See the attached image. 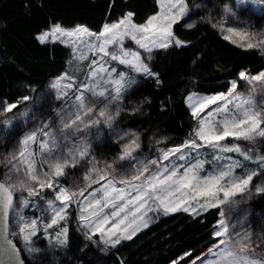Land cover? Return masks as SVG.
Masks as SVG:
<instances>
[{"label": "snow or ice", "instance_id": "snow-or-ice-1", "mask_svg": "<svg viewBox=\"0 0 264 264\" xmlns=\"http://www.w3.org/2000/svg\"><path fill=\"white\" fill-rule=\"evenodd\" d=\"M157 2L160 12L149 17L144 24L133 23L134 13L127 12L117 21L105 23L98 33H93L84 25L65 29L57 24L36 36L41 44L48 42L49 38L53 42L59 40L66 44L77 60L87 59L85 49L93 53L94 57H98L93 58L89 64L86 75L88 83L75 86L76 78L62 73L51 85L55 98L65 101L66 111L59 114L60 136L64 140L69 138L65 132L74 134L101 123L111 127V122L119 115V108L113 115L108 113L105 105L98 112L102 119L93 118L95 102L89 100L85 93L97 98L104 97L111 103L121 100L122 93L135 84V80L130 79L125 72L105 67L106 57L127 65L136 73L156 77L159 82L158 74L153 73L144 63L141 52L128 49L124 45L125 40H129L138 46V49L148 53L157 48L167 49L173 45H183V42L175 37L173 25L181 22L191 11L188 0ZM235 3L237 7L256 6L264 12V0H235ZM224 12L235 15L228 5H225ZM193 26L187 25L189 28ZM212 26L217 27V24ZM220 27L225 30L222 23ZM226 32L229 35H225L224 39L231 40L245 50L259 49L264 54V32L253 33L236 27H227ZM238 78L252 85L253 92L259 86L261 94L264 95V71L256 75L240 71ZM230 84L228 94L219 93L208 97L190 95L187 98L191 114L198 122L197 128L194 129V139L186 141L182 146L161 150L158 158L137 160L134 153L140 148V143L139 137L133 134L135 139L123 146L117 158L120 161H128L129 170L114 172L113 164L105 163L103 168H99L94 159L89 160L92 166L84 174V186L78 190L61 186L57 180L66 175V169L76 168L81 161L88 160L89 146L86 143L75 145L68 150L67 156L54 155L59 145L57 133L49 124L41 122V127L26 133L20 139L17 150L5 158L7 172L3 180H0V264H25L21 259L23 251L39 253L41 250L31 245L32 238L38 234L41 225L45 239H48L50 244L65 246L68 243L67 226L56 232L54 237L49 235L48 230L67 219V209L73 203H76L79 209L77 219L85 238L93 240L98 235L105 246L116 247L122 240H131L142 228L148 227V211L162 208L165 214L183 210L191 211L195 215L198 214V209L207 211L209 208H220L226 203L234 202L231 198L237 194L246 193L254 179L264 175V156L256 157L261 161L259 170H250L243 175L234 173V169L241 166L238 161L220 165L217 171L208 175H201L204 161L196 160L187 166L174 162L175 158L180 161L186 159V156L181 154L182 148L199 149L205 145L220 152L239 153L246 160L253 158L239 144L227 146L221 142L229 138L248 142L264 140V104H257L252 95L244 97L236 94L237 80L231 81ZM29 99L28 96L22 97V101ZM193 101L195 102L192 103ZM217 102L221 103L205 116H201L205 109L216 105ZM19 103L20 101L0 102V115L11 113ZM0 124L11 127L12 121L3 120ZM37 142L39 153H34L32 146ZM215 159L221 160L222 157L217 156ZM164 161L169 163L165 165ZM43 165L47 166V171L43 170ZM13 175L17 177L14 181ZM93 185L99 186L93 188ZM17 190L26 191L28 197H39L46 190L54 192V199L47 200V206L52 213L50 219L47 222L38 217L28 220L18 214V231H10L8 215L13 206L14 192ZM255 191L264 193V186L257 185ZM221 193L223 199H220ZM56 202H59V207ZM21 204L27 206L29 200L24 198ZM220 215L224 216L223 210ZM213 235L218 238L216 250H209L208 255L213 258L201 261L198 257L192 264H197V261H200V264H264V259L249 255L253 248L251 233L236 232L233 235L222 218L218 220V230L214 231ZM9 236L18 238L24 247L19 248L16 240L9 239Z\"/></svg>", "mask_w": 264, "mask_h": 264}, {"label": "trees", "instance_id": "trees-1", "mask_svg": "<svg viewBox=\"0 0 264 264\" xmlns=\"http://www.w3.org/2000/svg\"><path fill=\"white\" fill-rule=\"evenodd\" d=\"M230 1L188 0L191 11L187 18L194 26L189 28L183 21L173 25L174 35L183 45L157 48L147 60L159 82L156 77L136 75L135 84L125 91L115 126L141 130L143 150L155 145L169 147L190 135L195 126L185 101L190 91H227L240 71L255 74L264 69V54L259 49L245 50L212 26L220 7ZM158 8L157 0H0V101H20L18 109L29 102L22 97H35L51 77L66 70L69 47L59 41L41 44L36 39L51 24H84L98 32L104 23L127 12L134 13L135 23H142ZM250 12L264 23L263 13ZM19 132L13 129L9 137ZM96 151L112 157L118 146L106 142L96 146ZM247 204L253 212L263 211L264 193L252 194ZM220 212V208L195 215L162 211L131 240L105 251L82 237L70 221L68 257L63 264H188L218 240L213 233ZM22 253L27 264H47L32 262Z\"/></svg>", "mask_w": 264, "mask_h": 264}, {"label": "rangeland", "instance_id": "rangeland-1", "mask_svg": "<svg viewBox=\"0 0 264 264\" xmlns=\"http://www.w3.org/2000/svg\"><path fill=\"white\" fill-rule=\"evenodd\" d=\"M225 5H228L235 13V15L225 13L224 12ZM247 7L249 8L248 11H240L238 9L239 7L236 6L235 0H231L230 2H227L222 7H220L221 10L219 12V17L215 20V24H217V28L219 29L220 33L223 36L229 35L226 32L227 27H236L253 33L264 32V23L260 24L258 21L252 18L250 16L251 14L250 11H256L263 14L264 12L260 11L256 6H247ZM159 12H160V6L158 8V11L150 15L149 17L156 15ZM146 21L142 23H135L133 21V23L140 25L146 23ZM182 21L183 23L186 24L192 23V19L190 18L188 19L187 17L184 18ZM113 22L115 21L107 22V23L111 24ZM221 23L223 24V28L225 30L221 29L220 27ZM57 24L59 23L51 24L49 28H47L46 30H50L53 25H57ZM59 25L65 29H71L76 25H84V24H75L73 26H64L62 24ZM92 32L98 33L100 31L98 32L92 31ZM233 39H238V38L233 37ZM48 41H52L51 38H49ZM124 45L128 49L140 51L142 54V59L144 60V63H146L147 65H148L147 60L151 57L153 51L155 50L154 49L151 53L145 52L141 49H138V46H136L134 43H132L129 40H125ZM109 47L111 49V46ZM85 55L87 59L83 61L77 60L74 58L72 54V50L69 47V55H68L66 70L62 71L60 74L56 76L51 77L47 81L45 86L38 91L35 97L32 98L30 97L28 103H26L25 105L21 106L18 109L13 110L11 113L0 115V121L3 120L12 121L11 127H6L5 125L0 124V180H3L4 175L7 172V167L5 165V158L9 157L10 154L14 153L17 150L20 139L26 133H30L33 130L41 127V122L49 124L51 129L55 133H57L59 147L54 151L53 153L54 155L67 156L68 150L73 148L75 145H81L86 143L89 146L88 160L81 161L76 168L66 169V175L58 178L57 180V183L59 185L64 186L66 188H72L74 190H78L79 187L84 186V179H83L84 174L92 166L88 162L89 160L94 159L99 168H103L105 163H109V164H113L114 172L122 173L128 171L130 168V163L128 161H120L117 158L121 154L123 146L129 143L132 139H135V136H133V134H136V136L139 137V143H140V148L137 149L134 153V156L137 160H148V159L158 158L161 150H168L173 147L182 146L185 144L186 141L195 138L194 129H196L198 126V122L196 119H195V126L192 132L181 143L169 147L155 145L151 150L145 151L143 150L142 147L141 130H136L131 128H120L115 126V119L117 117L115 116V119L111 122V127L101 123L92 126L90 128L83 129L81 132L78 133L69 134L68 132H65L64 134L68 135L69 138L67 140H64L60 136L61 123H60L59 114L62 113L63 111H66V109L64 108L65 101L57 100L55 98V91L51 88V85L53 81L56 80L62 73H68L69 75L74 76L76 78L75 86H79V84L81 83H88V81L86 80V75L89 70V64L91 63V60L93 58L98 59V57H94L93 53L87 52L86 49H85ZM105 60L107 61L105 67L115 68L117 69V72H125L130 79L135 80L136 75H144L132 71L127 65L120 64L119 61H112L110 57H106ZM261 71H264V69ZM261 71H259L258 73H260ZM258 73L249 74V75H256ZM237 81H238V86L237 89L235 90L236 94L244 97L252 95L257 104H264V95L261 94L259 86H257L255 91L253 92L252 85H249L246 81L239 80V78L237 79ZM109 91H111V88H109ZM228 91L229 89L227 91L216 92V93H202L197 91H190L186 95L185 101L191 112L190 102L187 99L190 95H194L195 97H208L219 93L228 94ZM124 93H122V97ZM85 95L88 97L89 100L95 102L94 104L95 115L93 116V118L96 119H102L98 116V112L101 108L105 107V105H107L108 113L113 115H115L117 108L121 109L122 107V103H123L122 98L119 101H113L109 103L108 100L104 97H99V98L93 97L91 96L90 93H85ZM0 102H5V101L2 100ZM194 102L195 101H193L192 103ZM220 103L221 102H217L216 105H210L208 109H205L204 113H201V116H205L208 111L213 110ZM0 106H2V104H0ZM25 113L26 115H22ZM13 129H19L20 132L15 136L9 137V135L10 136L12 135ZM4 142H5V146H3ZM106 142L110 144L116 143L118 146V151L112 157L98 154L96 151V146L102 145L103 143ZM221 144L227 146H231L233 144H239V146L244 151H248L253 158L250 160H246L239 153L220 152L217 151L216 149H213L205 145L200 147L199 149H192L191 147L182 148L181 154L185 155L186 159L184 161H180L178 158H175L174 162L176 164H184L185 166H187L190 163H195L196 160L204 161L205 162L204 168L201 170V175H208L210 173H214L215 171L218 170L220 165L229 164L234 161H238L239 164L241 165L240 167L234 169V173L236 175H243L244 173L249 172L250 170L260 169L261 161L257 160L256 157L264 156V140L257 139L255 142H248L242 140L237 141L235 139L229 138L225 141H222ZM32 150L34 153H39L38 142L32 146ZM217 156L222 157V159L216 160L215 158ZM36 158L37 160H39L40 159L39 155H37ZM163 163L167 165L169 161H164ZM43 170L47 171L46 165H43ZM16 178L17 177L15 175L12 176L13 181ZM257 185L264 186V175L255 178L250 186V189L246 193L237 194L235 197H232L231 201L234 202H229L221 206L220 209L223 210L224 216L221 217L220 215L218 220L223 218L228 226L229 232L233 233V235L236 232L251 233V242L253 248L252 251H250L249 255L254 258L264 259V210L263 211L258 210L253 212L248 208V204H247V199L252 194L253 195L259 194L255 191ZM98 186L99 185H93L92 187L96 188ZM117 186H119V184ZM14 194H15V203L10 214V222H9L10 231H18V226H17L18 214L24 216L28 220L38 217L41 220L47 222L50 219L52 213H51V209H49L47 206V200L54 199V192L46 190L42 192L39 197H28L26 191H19V190L15 191ZM24 198H27L29 200V204L27 206L21 204V200ZM220 199H223L222 193L220 194ZM56 203L57 206L59 207V202ZM201 203H203V200H201ZM193 206L196 205L193 204ZM152 207L155 208L154 205ZM162 211H163L162 208L159 210L148 211L147 217L149 218V221L151 222ZM78 212L79 209L76 203L71 204L67 209V213H68L67 219L65 221H61L59 225L54 226L52 229H49L48 230L49 235L51 237H54L56 232L60 231L62 227L64 226L68 227V224L71 221L75 229L79 232V234L85 238V235L81 230L80 222L77 219ZM189 212L192 213L191 211ZM198 212H200L199 209ZM218 220L216 222L214 231L218 230ZM10 237L18 241L20 248L24 247L23 242L20 241L18 238L12 236ZM88 241H90L93 245H95L97 248L103 251L107 250V248L109 247V246H105L104 243L100 241L98 235L95 236L93 240H88ZM31 246L41 250L39 253H30L28 251H23L27 256V258L32 262H36V263L44 262L47 264H63L64 259L68 257L67 244L65 246H59L56 245L55 243L50 244L49 240L45 239L42 225L40 226V231L38 232V234L32 238ZM217 247H218V240L198 257L200 258L201 261L212 259L213 257L208 255L209 250L212 249L213 251H215ZM196 258H194L193 260H196ZM193 260L188 264H192ZM173 263L174 262H171L169 264H173ZM197 264H200V261H197Z\"/></svg>", "mask_w": 264, "mask_h": 264}, {"label": "water", "instance_id": "water-1", "mask_svg": "<svg viewBox=\"0 0 264 264\" xmlns=\"http://www.w3.org/2000/svg\"><path fill=\"white\" fill-rule=\"evenodd\" d=\"M14 203H15V194H14V201H13V206H14ZM13 206H12V208L10 209V211H9V215H8V223L10 222V214H11V211H12V209H13ZM9 239H13V238H11L10 236L8 237ZM14 240V239H13ZM17 246H18V244H17ZM19 247V246H18ZM20 248V247H19ZM21 259H23L24 260V262H25V264H27L26 263V260H25V258H24V256H23V253H21Z\"/></svg>", "mask_w": 264, "mask_h": 264}]
</instances>
